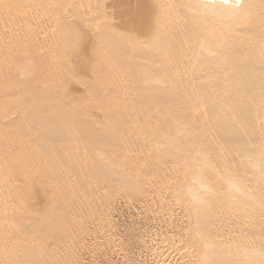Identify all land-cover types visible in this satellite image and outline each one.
I'll return each instance as SVG.
<instances>
[{"label":"bare ground","instance_id":"bare-ground-1","mask_svg":"<svg viewBox=\"0 0 264 264\" xmlns=\"http://www.w3.org/2000/svg\"><path fill=\"white\" fill-rule=\"evenodd\" d=\"M98 1L0 0V15L5 17V21L8 19L4 22L0 17V21L4 22V24L2 21L0 23V50L17 51L21 48L25 51L24 54L18 51V53L10 52L23 55L19 56L20 58L14 55L15 59L8 55L5 58L1 56L4 61L0 58L2 61L0 62L6 64L7 56L10 57L12 63H9L10 58L8 63L13 65L14 60L15 66L20 68L21 75H25L33 63V58L27 57L30 48L41 46L40 48L46 47L48 50L57 46L63 49L59 61L67 64L69 57L75 54L70 53V50L81 49L79 47L83 46L88 48L90 56H86L88 52H85L86 57L80 56V63L77 62L80 65H87V68L91 67L92 71H86L93 75L96 69L121 68L116 65L120 60L123 61V55L133 59L137 57L138 60L140 58V64H135L133 69L132 66L131 68L122 66V69L126 68L128 76L135 77L134 81L126 85V90L133 98L131 96L132 99H128L130 102L127 100L129 104L125 109L130 112L132 108L130 106L134 104L133 109H135L138 105L140 112L137 108L136 111L140 113L138 121H140L141 138L132 130L127 129L126 133L118 122L116 125H114L115 121L112 123L113 129L109 127L111 126V119L108 117L110 110H107L108 116L105 111L101 118L99 117L101 114L98 116L89 112L87 114L91 115L88 116L84 113L86 110L79 113L80 109H78L76 120L75 117L71 118L72 125H68L72 128L67 127L69 130L65 128L66 125L63 126L67 122L64 120L65 115L68 118L69 114L62 110V113H59L64 121L63 125L60 123L62 134L64 129L69 131L68 134L72 137L76 148L74 149L81 151V154L78 152L80 156L84 155L81 159L84 160L85 157L97 159L92 165L97 164L98 160L112 158L115 153L102 154L101 151L109 143L113 146L111 140L114 138V143L122 138V143L127 140L126 144L132 134L138 136L140 145L137 146L140 147L141 154V156L137 155L138 159L139 156L142 157L145 145L152 148V154L149 151L142 157L146 165L143 162L144 165L140 170L152 169V174L158 173L160 176L164 175V179L167 177L173 179L171 183L175 194L173 201L183 212L186 218L184 221L189 228L184 248L169 247L171 253L169 259L172 262L168 261V264H264V0H131V5H127V7L131 6V9L126 8L123 11L122 7L120 9L122 14L126 12L123 15L127 17L123 19L124 21L131 19L133 15L136 17H133L134 19L139 20L140 31H136L139 32L138 35L134 33L133 27L128 31L124 29L127 26L123 27L119 24V21L123 23V20L118 21L115 7V11L111 7L112 0H101L99 6L94 5ZM51 7L55 8L53 10L56 12L55 15ZM116 9L118 10V7ZM26 12L31 13L28 17L32 21L45 14L46 16H43H50L48 19L50 21L52 19V22H49L50 26L44 29L39 23L42 20L46 22L47 18L44 20L39 17L41 21H37L38 23L35 21L34 26L39 25L40 30L34 35L32 29L34 27L31 28L30 23H25L26 19L25 22L19 21L15 24L14 18L20 20ZM34 12H39V16L35 17L32 14ZM122 14H118L120 18ZM129 15L131 18H128ZM42 28L44 31L41 30ZM34 50L36 53V49ZM132 53L134 54L129 57ZM37 55L39 56V53L35 56ZM42 55L35 59L42 58ZM137 59L135 60L138 62ZM40 60L43 62H40L41 65L44 64V61ZM65 64L64 67L62 64L61 66L65 68ZM34 65L35 70L41 67L39 62ZM137 66L140 69L136 68ZM67 68L69 69V67L65 69ZM126 71H122L123 75ZM88 72H84L85 75ZM82 77L78 80H83L84 85L88 84L85 83L86 78L82 79ZM94 77L95 74L91 76ZM92 82L94 83L92 85L96 83L97 86L106 85L101 81L95 83L92 80ZM134 82L138 88L130 87ZM78 84L80 88L81 82ZM89 84L91 85V81ZM85 87L86 90L83 91ZM89 87L92 88L86 85L83 86V90L80 88L81 90L75 92L77 88L73 92L70 88V90L66 88L62 93L60 92L62 95L60 100L62 102L63 98L65 103L73 104L74 100L75 104H83L92 93L89 92L91 91ZM93 89L95 91V86ZM40 98L41 101L44 100L43 96ZM111 101H106L101 105L102 107L100 105L99 108L96 107L99 111L110 109L113 104ZM120 101L124 103V100ZM22 103L26 105L27 102L23 100ZM27 106H30L32 114L31 128L35 130L33 137L42 145L45 143L54 145L57 137L55 136L54 139L52 132L56 125L55 122L51 121L53 122L51 123L45 119V107L41 102L40 105L36 102H28ZM77 107L80 106L77 105L75 108ZM125 109L123 108V111ZM98 110H95V113ZM126 110L124 113H127ZM118 112L116 114L119 115L120 111ZM37 116L39 118L35 120ZM106 117L108 119H104ZM66 134L67 132L64 133L65 136ZM25 135L27 134L23 136ZM116 144L114 146L117 147ZM118 144L121 145L119 142ZM125 144H123L124 151L121 146L117 150L118 152L122 150L124 154L122 151L117 154H122V159L125 161L131 160L127 166L129 167L133 162L134 152L129 151L130 144L128 147H125ZM42 150L44 149L41 146ZM38 151L41 153L40 149ZM114 158L118 157L114 156ZM92 159H89V162L94 161ZM84 161L83 163L89 164L88 161ZM129 168L125 169L128 171ZM113 171L111 170V174L109 171V174L112 175ZM134 172L132 176H135ZM131 175L129 177H132ZM169 195L171 197V194ZM15 199L8 202L0 194V226L3 220L6 223L25 222V215L23 218L21 214L15 213L21 208V206L18 208V205L22 204L17 197ZM28 207L30 206H26V209ZM20 212L22 213L23 210ZM5 225L11 228L10 224ZM3 227L1 226L0 229ZM183 232L185 234V231ZM0 243L4 244L3 246L0 244L2 248L0 264H7L3 255L9 245ZM8 256L11 257L9 254Z\"/></svg>","mask_w":264,"mask_h":264},{"label":"rangeland","instance_id":"rangeland-1","mask_svg":"<svg viewBox=\"0 0 264 264\" xmlns=\"http://www.w3.org/2000/svg\"><path fill=\"white\" fill-rule=\"evenodd\" d=\"M100 1L94 5L97 4V6H99L98 4ZM130 1L131 0H118L117 2V0H112L114 5L112 4L111 7H113V10L115 7L116 11H114L117 15L115 12L114 13L118 21L119 19L123 20L126 17H123L126 13L123 12L124 14H122L123 9H131V6L127 7L129 4L131 5L132 1ZM89 7L91 8V4ZM117 7L118 10L116 9ZM121 7L122 11L120 9ZM54 9H52V11ZM58 9L56 10L61 11ZM118 11L120 12L118 13ZM34 13L32 14L35 17L39 16V12H36L37 14ZM42 13L40 12V14ZM55 13L56 12H54V15ZM25 14L28 15H23V18L21 17L20 20L19 18H14L16 19L15 24L26 19L27 22H25L26 20L24 22L30 23L32 25L31 28L34 27L32 28L34 30V35L40 30V28H38L39 25L40 27L43 26L44 29H47L46 26H50L48 23L52 22V19L51 21L48 19L50 16L45 17L46 15L43 14L45 16L40 15V19L45 20V18H47L48 20L46 19V22H44L43 20L41 21L38 19L39 17H34V22L41 21L36 27L34 26L36 25V22L33 24L34 22L32 19L28 17L31 13L26 12ZM118 14H122V18H120L121 16L119 17ZM1 15L0 17L3 18L4 22L8 21V19L5 21V17ZM126 15L128 16V14ZM134 16L135 15H133L132 18ZM128 18H131V16ZM132 18L125 19V21L123 20V23L119 21V24H122L121 26L123 27L127 26L126 28L124 27V29L127 30H130L133 27V31H135L134 33L138 35L139 32L137 33L136 31H140L138 29L139 20L134 19L136 17L133 18L134 20ZM14 19L13 23L15 22ZM3 20L1 21L3 22ZM126 20L128 21L126 22ZM4 22L2 24H4ZM42 22H44V24ZM43 28L41 30H43ZM119 30L121 31L120 28ZM43 31H39V33H43ZM17 38L19 39V37ZM40 47L30 48L31 50L29 52L27 51L29 53L27 55L29 56L25 54L27 57L33 58V63L29 66L28 71L25 72V75H21L20 68L15 66L16 63L14 64V60L13 65L9 64L12 63L11 58H16L14 55H17L18 58L22 57L21 55L25 52L23 49H17L19 53H23L20 55L14 54L17 51L13 49V51L10 49L0 50V58H2L1 56L5 58L6 55L11 57L7 56L8 59L6 58L5 61H9L10 58L11 62L8 63L7 61L6 64L4 62L1 63V60L4 61L3 58L0 60V194H2L4 199L8 202L16 200L15 197H17L22 203L21 205H18V208L21 206L22 209L20 208L16 210L18 212L15 213L21 214L23 218L26 216L25 222L22 221L23 223H11V221L6 223L4 220L1 222V226L3 227L4 225V227L0 229V242L9 245L8 250H5L6 253L3 255L5 256V262L7 264H11L12 261V264H168V261L171 263L172 260L169 259L171 254L168 250L169 247L184 248L186 246L185 237L188 235L189 228L185 223L186 218L183 212L181 209L179 210L180 207L174 202L175 194L173 193V187L171 184L173 183V179L171 178V180L169 177L164 179V175H161V177L158 173L152 174V169H148L150 172H148V170H140L145 163L142 157L144 155L146 156L149 151L150 154H152V148L145 145L147 148H144L143 155L140 157V147L137 146L140 145V139H138V136L141 138L140 121H138L140 119V116L138 118V115H140L138 112H140V110H138L139 108H137L138 105L136 103L137 106L135 107L138 112L136 111V108L133 109L134 104L130 106L132 107L130 112L125 109L127 104H129L128 99L130 98L131 100L133 98L131 93L126 90V85L134 81L135 78L133 75L128 76L126 68H131L132 66L133 69L136 65L140 64V58L138 60L137 57L133 59L123 55L124 63L121 60L118 64L116 62V66L119 65L121 68L117 69L118 67H116L114 69L113 67L112 69H96L95 73L93 71L95 77L91 78V76L93 77L92 73L86 70L92 71V68H89V66L87 68V65L79 64L81 57L90 56L88 48L80 46L79 48L81 49H71L70 53L75 54L68 59L74 63L70 62V64H68V61V63L65 64L64 62L59 61L63 49L57 46H54V49L49 48L50 50H47L46 47ZM34 49H36V53L34 52ZM85 52H88V55H86ZM1 53H5V55ZM37 53H39V56H35ZM40 53H44L43 55L41 54L42 58H40L44 61V64L42 65L41 63L43 62H41L40 59H35V57H41ZM133 54L134 53L130 54L129 57ZM136 55L137 53L135 56ZM138 57H140L139 54ZM135 59H137L138 62ZM77 61H79V63ZM126 61L129 62L130 65L129 63L127 64ZM38 62L40 64L39 66L42 68L37 67L38 70H35L34 64H37ZM61 64L62 66L65 64L69 69H65L66 67L63 68L64 66L62 67ZM122 66H126V68L124 67L125 70L122 69ZM80 67H82V69ZM139 67L137 66L136 68ZM83 70L85 73L88 72V74L85 75ZM122 71H126L127 74L125 73L123 75ZM76 73L78 75L81 74L79 75L80 77L83 75V77L86 78V82L85 80L84 82L88 83L86 84L87 87H92H89L88 89H91L89 92H92L90 94L93 96L91 97L89 94L88 99L83 104H75L73 100L74 106H72V103L70 104V102L68 103L66 101L68 103L67 105L63 98L61 102L60 96L62 95H60V92L62 93L66 88L68 90L71 89L70 91L72 92L76 88L78 90H74V92L81 90L80 88L83 90V86L86 85L82 83L83 80L79 81L81 78L76 75ZM92 80L94 82L101 81L106 85L103 87L97 86L96 82L95 85H92L94 84ZM90 81L91 85L89 84ZM78 82H81L82 84V86L80 84V88L78 87ZM94 86L95 91L99 90V92L94 91ZM133 86L134 88H138L135 82L130 85L132 88ZM99 87H102V89ZM104 88L105 90L103 91ZM68 90L67 92H69ZM85 90L86 87L83 91ZM100 91L103 92L100 93ZM42 96V99H44L43 101L40 100V97ZM110 97H115L117 102L115 98L112 99ZM64 98L66 99V97ZM23 100L27 102L26 105L22 103ZM113 100L116 103H114ZM120 100H124V103H120ZM125 100L128 101L126 102ZM106 101H111L113 103L112 106L114 107L111 106V108L115 110L107 108L106 110L99 111V105L101 106L102 104H105ZM28 102H36L37 105H40L41 102L45 107V119L48 122H55L56 127L52 134H54V139L56 137L57 139L54 145H48L45 143L46 146L44 147L45 144H40L36 138L33 137L35 135V130L31 128L32 114L30 106H27ZM77 105L80 107H77L76 109L75 107ZM5 106L9 107L6 108ZM84 106H86L85 108L87 109H85ZM96 106H98V108ZM115 107L117 108V112L119 110L122 116L116 114ZM130 107L127 108L130 109ZM82 108H84V110ZM123 108L127 113H124L125 110L123 111ZM74 109L75 111H73ZM62 110L63 112L65 110L69 114L68 118L65 115L67 119L64 117V120H67V124L65 123L64 125L62 124L64 122L62 121L63 117L59 114L62 113ZM77 110L79 113L86 110V112H84L85 115L89 112H91L92 115L97 114L99 116L101 114V116H99L101 118L102 114L104 116L105 111L107 113H105L106 116H108V111L110 110V114H112L113 117L110 116V114L108 116L111 119V126L109 125V127L116 125L118 122L126 133L127 129H129L132 130L133 133L136 132L134 134H137L138 136L132 134L130 137L133 140L129 138L128 142L130 141V143L127 142V145L125 144L127 140L122 143V138L118 139V141L116 140L117 144L114 143L115 138L112 139L113 141L110 139L113 146L109 143L108 146H106L108 149H106V147L105 149L103 148V152L101 151V153H115L111 156L112 158L109 160L106 159L107 161L103 159L100 161L98 160V165L96 163L92 165L97 159L94 160L89 158L90 160H94L89 162V159L85 157L86 159L84 158V160L86 162L88 161L89 164L83 163L84 160L81 159L82 155H79V153L81 154V151L79 149L75 150L74 142H72L73 139H71L72 137L68 134L69 131L63 128L65 131L63 130L64 132L62 134V127L60 128L61 125H66L65 128H67L68 125H72L73 119L71 118L75 117L76 120L78 116L76 115ZM95 110H98V112L101 113H95ZM114 111L116 113H114ZM87 115L89 116L91 114ZM108 117L104 119H108ZM38 118L39 116L34 119L37 120ZM114 121L115 123L113 125L112 123ZM135 124L138 125L136 126ZM66 132L67 134L65 136L64 133ZM22 134L27 135L23 136ZM59 135L61 137L63 135L64 137L60 138ZM118 142L121 143V145L118 144ZM114 144H116L117 147L114 146ZM123 144H125V147H128L130 144L128 149L129 151L133 150L132 152H134V159L133 162H131V166L129 165L130 168L127 166L130 164L131 160L125 161L122 159V154H124L123 151L125 150ZM110 145L111 147H109ZM41 146L44 149L42 150L43 153L41 151ZM119 146L123 148H121L123 150H121V155H119L121 151H117ZM39 149L41 153H38ZM139 154L140 156L138 159L137 155ZM77 156H79V158ZM114 156L118 158L116 159ZM83 157L84 155L82 158ZM155 160L154 163L156 164L157 160L156 162ZM108 168L110 170H108ZM125 168H129L128 171ZM111 170L115 171H113L112 175H110ZM140 171L145 172V174L143 172L140 173ZM133 172L135 176H132ZM148 173L149 175H146ZM130 175L132 177H129ZM155 175H158V178ZM167 192L171 194V197ZM26 206L30 207L26 209ZM20 210L25 212H22V214ZM30 212H32V214ZM5 224H10L11 228L6 227L7 225ZM12 224H14V226ZM183 231H185V234ZM2 244L1 246L4 245ZM1 246L0 253L2 252ZM8 254L11 257H9ZM161 255L163 257H161Z\"/></svg>","mask_w":264,"mask_h":264}]
</instances>
